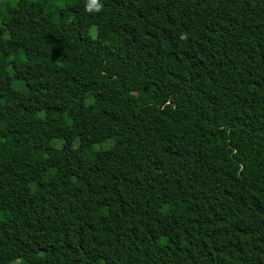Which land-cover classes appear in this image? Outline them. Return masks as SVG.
Wrapping results in <instances>:
<instances>
[{"label":"trees","instance_id":"obj_1","mask_svg":"<svg viewBox=\"0 0 264 264\" xmlns=\"http://www.w3.org/2000/svg\"><path fill=\"white\" fill-rule=\"evenodd\" d=\"M100 3L0 0V264H264V0Z\"/></svg>","mask_w":264,"mask_h":264},{"label":"clouds","instance_id":"obj_2","mask_svg":"<svg viewBox=\"0 0 264 264\" xmlns=\"http://www.w3.org/2000/svg\"><path fill=\"white\" fill-rule=\"evenodd\" d=\"M102 10V5L100 3V0H89V7L88 11L92 12H100Z\"/></svg>","mask_w":264,"mask_h":264},{"label":"rangeland","instance_id":"obj_3","mask_svg":"<svg viewBox=\"0 0 264 264\" xmlns=\"http://www.w3.org/2000/svg\"><path fill=\"white\" fill-rule=\"evenodd\" d=\"M57 142H58V143H61V141H57ZM96 148H97V149H98V148L100 149L101 147H100V146H97Z\"/></svg>","mask_w":264,"mask_h":264}]
</instances>
